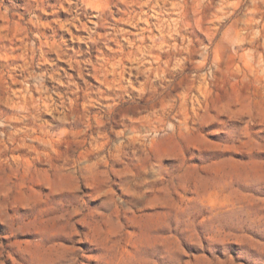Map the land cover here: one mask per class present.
I'll return each mask as SVG.
<instances>
[{
	"label": "rangeland",
	"instance_id": "1",
	"mask_svg": "<svg viewBox=\"0 0 264 264\" xmlns=\"http://www.w3.org/2000/svg\"><path fill=\"white\" fill-rule=\"evenodd\" d=\"M0 264H264V0H0Z\"/></svg>",
	"mask_w": 264,
	"mask_h": 264
},
{
	"label": "clouds",
	"instance_id": "2",
	"mask_svg": "<svg viewBox=\"0 0 264 264\" xmlns=\"http://www.w3.org/2000/svg\"><path fill=\"white\" fill-rule=\"evenodd\" d=\"M87 186V182H82L81 190L78 191L75 200L79 201L77 208H70L69 204L63 203L66 198H61V202L53 201L57 210L63 213V216L70 220L73 216H79L80 223L85 224L90 230H95L98 226L111 227L118 225L121 218L127 221H134L135 213H132L131 207L126 206L123 202H119L120 198H113L112 193H106V199L101 202L95 210H87L85 205L92 199V195L83 188ZM132 194V193H129ZM129 204L131 202H128ZM43 211V210H39ZM13 232L31 231L41 233V238L46 236L45 229L41 223V216L38 212H22L17 214V219L10 224Z\"/></svg>",
	"mask_w": 264,
	"mask_h": 264
}]
</instances>
